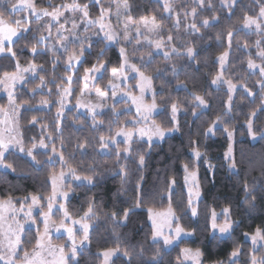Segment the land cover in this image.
I'll use <instances>...</instances> for the list:
<instances>
[{"label": "trees", "instance_id": "1", "mask_svg": "<svg viewBox=\"0 0 264 264\" xmlns=\"http://www.w3.org/2000/svg\"><path fill=\"white\" fill-rule=\"evenodd\" d=\"M14 1V0H12ZM91 0H77L81 5H88ZM64 0H33L35 9L54 11ZM129 15L134 19L152 18L162 25L164 30L170 29V22L163 16V9L159 3L153 0H128ZM260 7L253 0H239L234 7L223 9L217 4L211 9L198 12L195 23L200 27L198 34H185L181 43L185 47H193L198 53L195 60H189L186 56H171L166 60L161 55L151 57L146 66H141V71L146 76L154 77L151 81L155 102L159 107V113L153 117L157 125L165 128L173 127L171 123V104L178 102L180 114L177 117L179 130L176 134L165 138L162 143H153L151 150L148 144L135 142L134 149L146 153L145 166L137 170L138 156L125 161L116 162L115 151L108 154L100 152V137L106 139L116 130L126 125V122L135 118L132 111L125 112L124 103H118L113 108L119 112L113 114V109L103 113L97 120L103 122L93 129L91 122L85 115L77 114L75 110L64 113L60 125L55 116V99L57 85L59 88L65 84L68 72L63 64H56L53 71V60L47 52H41L40 44H37L35 30L31 29L23 34L24 38H17L11 45L15 58L11 55L0 56V80L2 77L12 75L17 70V62L21 67L34 65L40 71L37 78L26 79L14 91L15 104L20 109L18 125L20 130L21 144L28 149L40 143L41 139L49 146H55L62 152L66 163L63 165L54 161L44 163L51 156L50 152H36L40 165H35L26 157L17 153H8L4 158L5 164L12 165L7 171L0 170V201H11L15 208L30 197H38L41 201L51 195L50 178L59 171L73 170L75 176L81 178L93 176L92 184H80L70 186V197L66 203L67 213L78 218L89 211L93 204L95 215L89 219L91 224L90 240L86 250L76 256V260L70 264H101L102 258L98 253L108 249L119 247L121 255L116 256L112 264H128V258L122 253L124 250L133 252L131 264H148L150 258L159 253V264H178L181 260V249H199L201 252V264H217L225 261L227 264L228 254L234 247L242 248L238 264H246L251 247L244 241V234L252 235L257 228H264V111L260 110L261 99L264 97V89H259L256 82H260L258 74L250 75L247 69V60L257 41L255 34H247L241 28L244 16L256 18ZM98 8L89 5V17L95 18ZM14 15H4L5 20H12ZM216 17L217 20L212 18ZM209 19L212 26L201 27V22ZM235 30L231 40V53L228 61V71L237 83L253 93L247 96L242 90H237L231 102V111H227L228 94L224 89H214L212 79L218 71L217 58L229 48L227 33ZM219 36V39L217 38ZM35 37V39H34ZM247 45V47H244ZM264 46V40L262 41ZM37 47V53H32V47ZM7 51V46L5 47ZM103 50V56L98 54ZM104 64V71L97 81L99 87L104 86L110 77V71L117 68L121 63L118 50L115 47H106L103 41H94L89 50L84 53L83 61L77 68L74 78L75 94L80 89V77L85 69H91L93 65ZM176 66L180 74L173 77L171 69ZM162 70L157 75L156 70ZM46 81L49 95L35 93L40 77ZM178 84L186 86L187 91L178 88ZM190 93L192 95H190ZM194 95H201L208 105L201 111L194 107L196 101ZM52 104L48 110L38 108L42 100ZM256 111L254 118V131L256 139L251 140L248 135L247 122L250 114ZM198 115H193V113ZM227 113V114H225ZM220 117L221 128L214 130L215 134L204 136L206 129L212 122ZM35 118L36 122L32 123ZM227 127L234 133L233 156L237 162L238 175L232 174L224 159L227 148V138L224 128ZM59 128V131L57 130ZM199 133V134H198ZM52 139L49 140L48 137ZM195 141V143H192ZM63 144V147H62ZM84 147L81 148L80 146ZM119 148L122 145H118ZM207 157L214 166L210 174L202 161L196 169L199 173L198 182L201 192V200L197 205L198 216L191 217L187 208V195L183 184L182 165L189 164L192 169L194 160L190 155L192 149H197ZM127 165L130 175L127 182L121 188L120 166ZM143 176V191L145 193L160 192L164 189L168 180L174 178V195L172 207L175 209L178 224L185 232H193L189 239L179 241L171 249L164 248L161 242L154 243L152 240V227L149 223V210L161 211L169 207V197L166 191L163 197L145 195L143 203L134 208L131 215L119 227H114L110 219L113 212L117 213V219L122 220L126 208H131L137 197V180ZM83 180V179H81ZM251 187L257 186L253 193L255 196V208H250L244 203V184ZM252 196H249V200ZM229 209L230 220L233 222L231 235L227 238L216 240L210 232V214ZM40 214H36L35 228L23 233L20 254L34 249L38 234L41 230L39 221ZM141 246L144 255L140 257ZM264 254V248L256 253L257 256ZM1 264V263H0Z\"/></svg>", "mask_w": 264, "mask_h": 264}, {"label": "rangeland", "instance_id": "2", "mask_svg": "<svg viewBox=\"0 0 264 264\" xmlns=\"http://www.w3.org/2000/svg\"><path fill=\"white\" fill-rule=\"evenodd\" d=\"M157 2V0H153ZM239 1V0H237ZM256 1V0H253ZM20 0H11V3H19ZM33 3V0H31ZM73 0H64V4L71 5ZM158 3V2H157ZM212 7L214 5H218L219 7L223 9H228L232 7H222L220 4V0H211ZM94 4L98 8V15L95 18L83 17L82 12H73L71 10H66L64 8H61L57 6V9H59V12L61 13L56 19H53L51 15L45 16L43 14V11L45 10H37V15L39 18L37 19V16H33L31 9H24L20 8L17 11L13 12L11 8L9 7L8 0H2L0 2V11H4L7 9V12L5 15H14L17 14V17L15 19L12 18V23L8 24L7 20L5 26H11L16 27L14 21L17 19H20L23 21L21 24V28L27 27L29 30L34 29L35 34L37 35V40H39L40 36H44L46 39L39 43L41 46V52H47L51 55V58L53 61H55L56 64L60 63L63 64L64 69L68 72V76L65 78V84L57 89L56 91V99H55V116L58 118V125H60L61 120L63 118V115L65 112L70 110H75L77 114L85 115V117L91 122L93 125L94 121L92 119L93 112L99 113V115L96 116V122L103 113L107 111H111L114 107V105L118 103H124V107L122 109L125 112L132 111L135 114V118L132 120H129L126 122V125L122 126L118 130H116L112 135H115L116 132L120 131L121 129L125 131H131L134 133V141L136 142H143L148 144L147 142V136H144L141 138L139 136V131L141 129H144L145 131H148L152 129L153 127V117L156 116L160 109L157 106L156 110L152 111L151 115L149 116L148 120H144L141 115L137 114V105L143 104V105H151L153 103V97L154 92L152 88V83L150 85L148 84H142L141 77L139 73L132 71L131 65H135L137 68L141 71V65L145 61H149L151 57L156 55H161L164 57V52H170L171 48L175 46L178 51L183 52L186 50L187 47L181 43L182 38H184L185 34H192L191 29L188 30V32H185V28L187 25L192 24L195 22V18H193L191 15L187 16V19L184 17V12H191L193 5L192 0H175V3L173 5L175 11L172 12L171 18H167L169 16L168 13L163 11V16L169 20L170 22V29L164 30L162 27L159 30L153 31L151 22L148 24L144 23V19L151 21V18H140V19H134L132 20L134 22H129L126 17L129 15V10L124 9L123 7H120L123 4V0H100V3H97L96 0H91L88 4V12H89V5ZM160 6L163 9V0L159 3ZM101 6L108 9L107 12H105L103 20L100 19L101 17ZM120 7V15H117V9ZM211 7V8H212ZM207 7V5L203 9L198 8V12L204 9H211ZM47 11V10H46ZM49 13H52L53 11H48ZM179 12V19H180V28L177 30L174 27L175 21L177 19L176 13ZM10 13V14H9ZM91 21H95V23H91ZM262 26H264V21H260ZM73 23L77 25V28L73 29ZM155 23H158L155 20ZM101 24H103V28H101ZM61 25H63V28H61ZM161 25V24H160ZM162 26V25H161ZM137 28H139V35L137 34ZM59 29V32H58ZM245 33L247 34H255L257 36V41H260L259 44H257V41L254 46V51L251 52L249 59H252L255 64L262 65L264 64V59H262L260 56L257 55L258 52L264 51V46L262 45V41L264 40V30L258 31L253 25L251 29H245L244 26L241 28ZM72 30L76 33V35H80L82 37L86 36L89 37L90 40L86 41L84 44V53L89 50V43L90 45L96 41L101 40L104 42L106 47H115L118 50L121 63L116 68L118 71L116 75H113L112 70L110 71V77L109 81L104 85L99 87L97 85V81L101 77L104 67L101 68L100 65H97L96 67L99 69V71L86 73L84 72L83 75L80 77L81 86L80 89L75 94L74 89V75L83 61V57L81 59V62L73 63V66L71 68L68 67V55L71 54L73 51L79 52L80 44L79 41L75 40V37L72 35ZM125 31L128 32V39H125ZM28 32V31H27ZM25 32V33H27ZM23 33V34H25ZM106 34L113 35L115 37L114 41H108L106 38ZM64 36L67 37L68 42V53H64L61 48L62 41L60 40V37ZM172 35L173 40L171 43L168 42V36ZM4 33H0V40H2L3 46L6 47L9 45V41L7 39H3ZM20 36L18 33V36L12 37L11 45L15 42V40ZM149 41L161 42V48L157 49L155 47L154 43H149ZM121 48L125 49L126 52V58L127 63H124V59L121 57ZM55 51L57 55L53 57L52 52ZM231 53V48L228 50ZM4 55H10L5 50L3 53H0V56ZM176 56V55H172ZM248 59V60H249ZM247 60V64H248ZM228 61L229 57L226 62V67L223 70V80H231L232 83L237 85V88L234 92L231 94L228 92V85L227 83L220 82L219 84H212L211 85L214 89H224L228 94V100H227V111H228V104H229V95H232V101L234 98V94L237 90H242L244 93L247 94V92L244 90L245 86L244 84L237 83L236 80L231 76V74L228 71ZM218 63V71L217 74H220L221 67L217 58ZM124 64V67L121 68V65ZM30 65L26 68L19 66L17 68L16 72L12 75H7L2 77L0 80V138L4 140L5 143L8 144V149L5 151V156L8 153H17L19 155H22L32 161L31 157L27 156V150L33 149V154L36 152H50L51 156L52 153V147L47 144V148L43 149L39 147V144L36 145V148H24L21 144L20 139V130L18 125V117L20 114L19 107L15 104L14 101V91L17 87H19L26 79H35L37 78V74L40 71L39 68H36V71H31ZM248 66V65H247ZM24 69H29L28 71H24ZM249 74L254 75L258 74V79L261 78L259 68L257 69H249ZM142 72V71H141ZM12 76H18L22 77L20 79L13 80L11 79ZM215 76V77H216ZM69 77H71V81H69ZM214 77V78H215ZM213 78V79H214ZM212 79V80H213ZM262 79V78H261ZM243 85V87H241ZM141 86H143V91H141ZM256 86L260 89L259 82H256ZM64 89H68L67 93L63 92ZM97 89H100L102 92H104V96L101 97L97 93ZM113 92H115V96L113 95ZM35 93L40 94H46L49 95V89L46 87V84L41 88H36ZM11 94V101L9 99V96ZM247 96H249L247 94ZM135 97L137 100V103L134 104L132 98ZM250 97V96H249ZM63 100V103L61 104L60 101ZM45 100V99H44ZM231 101V102H232ZM156 103V102H155ZM198 103V102H196ZM157 105V104H156ZM52 107V104L49 102L47 106L41 105L39 103L38 108L41 110L48 111ZM201 111L205 110L206 107L201 106L199 107ZM143 111V109H142ZM60 113L58 116L57 113ZM120 112V111H119ZM119 112L116 111V113L119 114ZM172 113V112H171ZM114 114V113H113ZM180 114V110L176 113V122L177 117ZM115 115V114H114ZM117 116V115H115ZM172 118V114H171ZM139 121V122H137ZM221 128V124H218L215 129ZM248 130V128H247ZM233 132V131H232ZM177 131L166 133L165 138L170 137L174 134H176ZM225 133V132H224ZM150 134V133H149ZM210 136L212 134H209ZM227 138V148L226 151L229 149V145L231 144L232 148V155H233V144H234V133L232 136V139L229 140L227 133H225ZM251 140H255L250 136ZM117 141H119L120 145H122L121 149H123V139L122 136L116 137ZM163 139V140H164ZM163 140H159L158 138L154 137L152 143H162ZM9 141L11 143H9ZM46 144V143H45ZM118 144V145H119ZM118 145H109L107 148H100V152L102 154H108L111 150L115 151ZM23 147L25 149L24 152L20 151V148ZM57 153L59 152V149H56ZM193 150L190 151V155L194 160V165L192 169H189V171H195L197 173V177L195 181H192L191 178L189 179L188 183H185V171L182 167V174H183V184L184 189L187 195V201L189 198V189L192 191V201H193V207L197 209V205L199 201L201 200V192H200V186L198 182L199 173L196 169L197 164L202 161L205 165V168L207 171L211 174L213 171V168H209V160L207 157H203L200 160H196L195 156L193 155ZM225 151V152H226ZM225 152H224V159H225ZM123 155V152L121 153ZM54 161L59 162V156H54ZM61 164V163H60ZM228 166V162H227ZM1 171H7L8 168L0 167ZM64 173L63 180L57 179L56 184L54 186L53 184V178L59 177L60 173ZM50 187H51V195L52 197L54 195V199L52 200L53 204V213L48 218V232L45 233V219L41 215L42 212L48 211V203L49 199H46L44 201H41L38 199V201L33 204L32 197L27 198L19 208H15L13 203L11 201H0V255H3L5 257L4 260H0L1 264H6L8 257H12V261L14 264H23V258L24 254H20L19 250L21 248V242L19 245H16L13 249V252H9L10 242L14 243L15 239L17 237L20 238V241H22L23 233L29 229H34L35 223H33V220L36 214H40V224H41V230L38 234V237L41 240V247L37 248L36 244L32 251L28 252L29 258L34 261V264H57L60 258V248L63 247L64 255H65V262L64 264H70L73 263L75 259H72L71 257V247H72V240L69 239V234L66 231L67 228H71L72 236L76 240L77 246L80 245V240L83 235V230L81 228L82 223H87L89 225V231L91 229V224L89 219H82L85 217L81 216L78 218H73L69 214V219L64 218V212L59 211L60 205H64L66 209V203L70 197L69 189L72 185H80V184H88L85 180H77L74 178V175L70 173L69 170H61L55 175L51 176L50 178ZM194 184H198V188L194 187ZM199 191L200 195L197 197L195 193ZM67 195H64V194ZM169 208V207H168ZM167 209L161 210V211H154L151 210L153 213H164L167 212ZM29 210H31V215H28ZM224 210V209H223ZM223 210L219 212H215L217 214L218 219L216 220L217 225L223 224L225 217L223 215ZM188 211L191 214V217L194 219L195 217L192 216L191 209H188ZM148 213V219H149V211ZM212 213L210 214V232L213 236V229L211 227L212 225ZM156 219V222L158 225H163L162 231L165 233V235H168L169 232L174 233V230L178 224L177 217L175 219H172L171 224L165 223V218L163 216H157L154 217ZM230 219V217H229ZM73 221H79V223H73ZM231 221V220H230ZM232 222V221H231ZM149 223L153 230V221L149 219ZM58 229V230H57ZM233 229V226H232ZM255 233V232H254ZM216 235H219L218 231L216 232ZM192 235H181L180 237L176 238L174 243L172 245H169L167 247H164L165 249L169 250L173 246H175L179 241L189 239ZM251 235H248V237H243L244 241L249 243L250 247L252 248V242L250 239ZM158 242H161L163 244V238H159ZM37 243V241H36ZM164 246V245H163ZM103 264V256H101ZM115 257H113L109 264H112V261ZM201 264V257L198 258ZM178 264H193V260L191 258H186L181 254V260Z\"/></svg>", "mask_w": 264, "mask_h": 264}, {"label": "snow or ice", "instance_id": "3", "mask_svg": "<svg viewBox=\"0 0 264 264\" xmlns=\"http://www.w3.org/2000/svg\"><path fill=\"white\" fill-rule=\"evenodd\" d=\"M0 2H2V0H0ZM97 3H100V0H96ZM158 3L161 2V0H157ZM193 2V7L191 9V12H184V17L185 19H187L188 15H191L193 18H195L198 15V8L199 9H203L206 5L207 7L211 8L212 7V3L211 0H192ZM237 0H220V4L222 7L228 8V7H234V5L236 4ZM9 3V7L11 8V10L13 12L17 11L18 9H20L21 7L24 9H31L32 10V15L33 16H37V19L39 18V16L37 15L36 9H35V5L31 2V0H20V2L17 3H11V0H8ZM175 3V0H163V11L168 13L169 16L167 18H171V14L173 11H175L173 5ZM256 3L259 5L260 10L259 13L257 15L256 18L250 17L248 15L244 16V20H243V26L245 29H251V27L253 25H255L256 29L258 31L264 30V26H262L260 21H264V0H256ZM61 8H64L66 10H71L73 12H82L83 13V17H88L89 16V12H88V5H81L77 2V0H73L71 5H61L59 6ZM123 7L124 9H128L129 8V4H128V0H123V4L120 6ZM120 7H118L117 9V15H120ZM108 9L104 8L103 6H101V17L100 19L103 20L104 14L105 12H107ZM7 12V9H5L4 11H0V33H4L3 39H7L10 43L7 46V53L10 54L13 58H15L16 53L13 52L12 46H11V40L12 37L14 36H18V33L20 34L19 38H24L23 33L29 31V28L24 27L21 28V24L23 23L22 20L17 19L14 21L16 27H11V26H5L6 25V21L4 19V15ZM10 14V13H9ZM43 14L45 16L51 15L53 17V19H56L61 13L59 12V9H54V11L52 13H49L48 11H43ZM177 19L175 21L174 27L179 30L180 28V19H179V15L180 13L177 12ZM126 19L129 22H134L132 20L131 15H127ZM143 19V18H142ZM155 17L151 18V21H148L146 19H144V23L148 24L149 22H151L152 25V29L153 31L159 30L162 26L160 24L155 23ZM213 20H217L218 22V18L213 17ZM8 24L12 23V21H8ZM91 23H95V21H91ZM212 26V22L209 19H204L201 22V27L203 28H209ZM61 28H63V25H61ZM77 28V25L75 23H73V29ZM101 28H103V24H101ZM191 29V32L193 35L200 33V27L197 26V24L195 22H193L190 25H187L185 28V32H188V30ZM72 31V30H69ZM59 32V29H58ZM137 34L139 35V28H137ZM72 35L75 37V40L79 41L80 44V48H79V52H75L73 51L71 54L68 55V67L71 68L73 66V63H78L81 62V59L84 55V44L86 41H89L90 38L89 37H82L80 35H76V33L74 31H72ZM228 38H229V49L231 48V40L232 37L235 35V30H230L228 33ZM106 38L108 41H114L115 37L113 35L110 34H106ZM219 39V36L217 37ZM35 39V37H34ZM46 38L44 36H40L39 40H37V44L43 42ZM125 39H128V32L125 31ZM60 40L62 41L61 43V48L62 51L64 53H68L69 49H68V42H67V37H64L61 35ZM173 40V36L169 35L168 36V42L171 43ZM149 43H154L155 47L157 49L161 48V42L160 41H156V42H152L149 41ZM260 41H257V44H259ZM89 46L90 43H89ZM244 47H247V45H244ZM5 51V47L3 46L2 40H0V53H3ZM32 53L36 54L37 53V47H32L31 49ZM121 52V57L124 59V63H127V58H126V52L125 49L121 48L120 50ZM103 50H101V52L98 54V57H102L103 56ZM176 55L178 57H184L186 56L189 60H195L198 53L193 49V47H187L185 51L180 52L177 50V48L175 46H173L171 48L170 52H164V58L166 60L170 59L172 55ZM53 57H55L57 55V53L55 51L52 52ZM230 55L229 51H225L222 54L219 55L218 57V61L221 67V72L220 74H218L213 80H212V84L216 85L219 84L220 82H224L227 83L228 85V92L231 94L232 92H234L237 88V85L232 83L231 80H223V70L226 67V62L227 59ZM258 56H260L262 59H264V51L258 52L257 53ZM150 62V61H149ZM148 62H144L142 63V67L146 66ZM55 61L53 62V71H55ZM100 67L103 68L104 64L101 63ZM124 67V64L121 65V68ZM17 68H19V63L17 62ZM248 68L249 69H257L259 68V72H260V76H261V81L259 82V86L261 89H264V64L262 65H257L254 63V61L252 59L248 60ZM131 69L134 72L139 73L140 77H141V81L142 84H151V81L154 77L152 76H146L144 74V72H141L139 68H137L135 65H131ZM29 69H24V71H28ZM31 71L35 72L36 68L35 66H31ZM99 71V69L93 65V67L91 69H85L86 73H91V72H96ZM117 69L113 68L112 72L113 75H116L117 73ZM162 70L157 69V75H159L161 73ZM171 74L173 77H178L180 74L179 69L174 65L171 69ZM5 75L7 76L8 74L5 73ZM22 77H18V76H12L11 79L16 80V79H20ZM69 81H71V77L68 78ZM46 81L45 78L43 76L40 77V84L37 85V88H41L45 85ZM178 88H183L185 91H187V88L185 85L183 84H178L177 85ZM241 87H243V85H241ZM57 88L59 90V85H57ZM143 86H141V91H143ZM247 94L249 96H252L253 93L251 91H248V89L245 87L244 89ZM68 89H64L63 92L67 93ZM97 93L98 95H100L101 97L104 96V92H102L100 89H97ZM51 94V93H49ZM115 92H113V95L115 96ZM190 95H192L190 93ZM9 99L11 101L12 97L11 94L9 96ZM133 103L136 104L137 100L135 97L132 98ZM194 100L198 103H196L194 105V107H207L208 105L206 104L205 99L201 96V95H194ZM231 101H232V95H229V104H228V111H231ZM41 105L43 106H47L49 101L47 100H42ZM60 103H63V100L61 99ZM157 105L155 103V99L153 100V103L151 105H143V104H138L137 105V114L141 115L143 117L144 120H148L149 116L151 115L152 111L156 110ZM143 109V111H142ZM261 111H264V97H262L261 99V107H260ZM113 113L115 115L118 116V113H116L115 108H113ZM179 111V106H178V102H173L171 104V112H172V121L171 123L173 124V127L171 128H165L162 125H157L153 122V127L152 129L145 131L144 129H141L139 131V136L141 138H143L144 136H147V142H148V149L147 150H151L152 146H153V138L156 137L159 140H163L166 133H171L174 131H178V124L176 122V113ZM227 114V113H225ZM57 115L59 116L60 113L58 112ZM99 115V113H95L93 112L92 115V119L94 121L93 123V129H96L100 126V124H102L103 122H96V116ZM193 115H198L197 113H193ZM257 113L256 111H253L248 119L247 122V128H248V135L251 136L253 139L256 138V132L254 131V118L256 117ZM36 120L35 118L33 119L32 123H35ZM139 122V121H137ZM220 123V117H217L216 120H214L212 122V125H210L206 131L204 132V136L205 138L208 137L209 134H215L214 130L216 128V126ZM59 131V128L57 129ZM224 132L227 133L229 140L232 139L233 136V132L230 131L227 127L224 128ZM150 133V134H149ZM199 134V133H198ZM262 137H264V133H261ZM117 136H122L124 137L123 139V144L124 147L123 149L117 147L115 150V157H116V162L117 164H119L121 159H124L125 161H128L129 159L134 158V156H138V167L137 170L139 171L140 169H142L145 166V162H146V153L145 152H138L136 149H134L133 144L136 142L134 141V133L131 131H125L123 129H121L120 131L116 132L115 135H109V137L106 139L104 136L100 137V144L102 148H107L109 147V145H118L120 142L117 141L116 137ZM49 140L52 139L51 136L48 137ZM9 143H11L9 141ZM192 143H195V141H193ZM40 148L46 149L48 146L47 144H45L44 139H41L40 144H39ZM63 147V144H62ZM81 148H83L84 146L81 145ZM33 148H36V145H33ZM8 149V144L4 142V140L2 138H0V167H5V168H11L12 165L10 164H5L4 163V158H5V151ZM21 152H24L25 149L23 147L20 148ZM123 152V155L121 154ZM52 156L48 157V160L45 161L44 163H53L54 162V156H59V162L63 165L64 163H66L64 155L62 152L57 153V150L55 148V146L52 147ZM27 156L31 157L32 162L35 165H40L41 161L37 160L36 155L33 154V149H28L27 150ZM45 155L47 154L46 152L44 153ZM193 155L195 156L196 160H200L204 157V154H202L198 148L193 150ZM225 161L228 162V169L229 171L234 174V175H238V171H237V162L235 160V157L232 155V148H231V144L229 145V149L225 152ZM186 175H185V183L187 184L189 179L191 178L192 181L196 180L197 177V173L195 171H189V164L185 163L182 165ZM209 168H214L213 165L209 164ZM70 173L72 175H74V178L77 180L83 179L85 180L88 184H92L93 181V176H86L81 178L80 176H75V173L73 170H70ZM119 175L121 177V188L123 189L124 184L127 182L128 177L130 175V169H128L127 165H121L120 166V171H119ZM64 178V173L61 172L59 177H54L53 178V184L55 186L57 179L63 180ZM144 177L141 175L138 180H137V185H136V190H137V197H136V201L135 204L131 207V208H126L123 212V218L122 220H118L117 219V213L113 212L111 214V221L113 223L114 227H119L123 222H126L127 218L131 215L132 211L134 210V208H138L140 207V205L143 203V197L145 195H154V196H160L161 198L163 197V192L166 191L168 193V197H169V208L167 210V212L164 213H153L151 210H149V219L153 221V232H152V240L154 243L158 242L159 238H163V245L164 247H167L169 245H172L175 241L176 238L180 237L182 234L183 235H193V232H185V229L182 228L179 224H177L174 233L169 232L168 235H165V233L162 231L163 225H158L156 222V219L154 217L157 216H163L165 218V223L167 224H171L172 219L176 218L175 215V209H173L172 207V196L174 195V186L176 184V180L174 178L168 180L165 184V187L162 191L160 192H153V193H145L143 191V181ZM194 187H199L198 184H194ZM244 192H245V198H244V203L248 204L250 208H255V196L253 195V193L257 190L258 185L257 186H253L250 188V186L247 184V182H245L244 186ZM55 195V193H54ZM54 195L52 197H49V203H48V211L47 212H42L41 215L44 217L45 219V233L48 232V218L49 216L53 213V204H52V200L54 199ZM64 195H67L66 193ZM195 195L197 197H199L200 193L199 191H197L195 193ZM249 196H252V199L249 200ZM38 197H32L33 200V204H35L38 201ZM93 204H90L89 206V211L87 213H85V217L82 219H91L93 215H95V213L93 212ZM187 208L191 209L192 212V216L193 217H197L198 216V212L197 209L193 207V201H192V191L191 189H189V198L187 201ZM59 211L64 212V218L65 219H69L70 217L68 216L67 210L65 209L64 205H60ZM28 215H31V210H29ZM223 215L225 217L224 223L217 225L216 220L218 219L217 214L213 211L212 213V229H213V239L216 240H220V239H224L227 238L228 236L231 235V231H232V226H233V222L230 221L229 219V209L225 208L223 210ZM33 223H36L35 220H33ZM73 223H79V221H73ZM81 228L83 230V235L82 238L80 240V245L77 246L76 240L73 238L72 236V229L71 228H67L66 231L69 234V239L72 240V247H71V257L72 259H75L76 256L78 254H82L87 246H88V242L90 240V232H89V225L87 223H82L81 224ZM58 230V229H57ZM218 231L219 235H216V232ZM245 237H248V234L245 233L244 234ZM251 242H252V248H251V254L249 255V258L246 262V264H264V254H261L260 256H257L256 253L260 251L261 248H264V228H257L255 233H253L250 237ZM20 238L17 237L14 241V243L10 242V247H9V252H13V249L16 245L20 244ZM41 240L39 237H37V243H36V247L39 248L41 247ZM163 249H158L157 253L154 254L151 258L150 261L148 262V264H159V253L160 251H162ZM60 258L59 261L57 262V264H64L65 262V255H64V251H63V247L60 248ZM133 252L128 251L127 249L124 250V252L122 253V255L124 257L128 258V264H131V257L133 256ZM181 254L183 256H185L186 258H191L193 260V264H200L199 261V257L201 255V252L199 249H196L195 251L191 250V249H181ZM98 256H103V264H109V261L116 256L121 255V250L119 247H116L114 249H108L103 251L102 253H98ZM140 257H142L144 255V249L141 246V251L139 254ZM243 255V251L242 248L240 247H234L233 251H231L228 254V261L227 264H238V261L240 259V256ZM5 257L3 255H0V260H4ZM6 264H14V262L12 261V257L9 256L8 260L6 262ZM23 264H34V261H32L29 258V254L27 252H25L24 258H23ZM41 264H43V262H41ZM217 264H225V261H218Z\"/></svg>", "mask_w": 264, "mask_h": 264}]
</instances>
